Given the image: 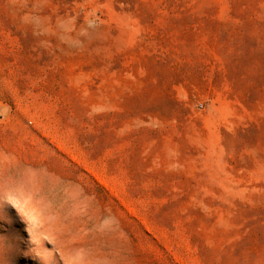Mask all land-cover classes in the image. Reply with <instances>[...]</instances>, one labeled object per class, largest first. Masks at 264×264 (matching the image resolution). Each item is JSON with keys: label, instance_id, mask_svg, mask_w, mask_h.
<instances>
[{"label": "rangeland", "instance_id": "obj_1", "mask_svg": "<svg viewBox=\"0 0 264 264\" xmlns=\"http://www.w3.org/2000/svg\"><path fill=\"white\" fill-rule=\"evenodd\" d=\"M0 264H264V0H0Z\"/></svg>", "mask_w": 264, "mask_h": 264}]
</instances>
